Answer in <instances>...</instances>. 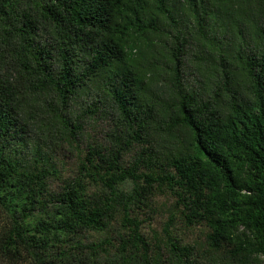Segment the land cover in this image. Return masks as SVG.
Segmentation results:
<instances>
[{"label":"trees","instance_id":"16d2710c","mask_svg":"<svg viewBox=\"0 0 264 264\" xmlns=\"http://www.w3.org/2000/svg\"><path fill=\"white\" fill-rule=\"evenodd\" d=\"M81 114L110 127L52 191ZM0 264H264V0H0Z\"/></svg>","mask_w":264,"mask_h":264},{"label":"rangeland","instance_id":"374dc122","mask_svg":"<svg viewBox=\"0 0 264 264\" xmlns=\"http://www.w3.org/2000/svg\"><path fill=\"white\" fill-rule=\"evenodd\" d=\"M219 44H216L213 47V52L215 56L217 54H227L228 59H230V53L226 52L222 47H219ZM212 48H209V52ZM191 52L187 55V67L185 69V79L189 81H193L195 78H198V73L193 68V63H195L196 58V50H190ZM211 65L213 61L211 60ZM193 64V65H192ZM210 69V68H209ZM213 70L210 69V73L212 74ZM214 78H211L213 80ZM161 90L166 89L167 82H162ZM82 125L84 127V134L78 141L71 142V144L64 142L57 143V147H53L54 151L51 150V161L55 165L58 173L57 176H51L49 178V189L57 190L61 184L63 179H67L68 177L75 174L77 163L79 162L81 156L83 155L86 145L93 141H100L105 137V133L110 127L111 119L110 117H106L104 115L96 116L93 120L89 118V116H84L81 114ZM164 144L167 141H163ZM60 145V146H59ZM59 146V147H58ZM52 147V146H51ZM131 158V153L124 157L125 160ZM168 198L164 193L155 194L151 200L148 201V205L150 207L142 206L138 211V218L142 220L141 231L147 237V239L152 238L153 232L157 234L161 233V226L163 221L166 219V206L168 204ZM176 234L180 238H182L185 242L201 243L203 231H205L204 226H197L191 228H184L180 224L177 225ZM112 235V234H111ZM90 238H98L100 235L98 233H93L92 236L89 235ZM114 241V240H112Z\"/></svg>","mask_w":264,"mask_h":264}]
</instances>
